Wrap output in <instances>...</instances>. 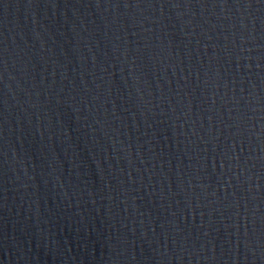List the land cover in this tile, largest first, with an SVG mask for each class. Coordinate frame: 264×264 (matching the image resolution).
<instances>
[{
    "label": "water",
    "instance_id": "1",
    "mask_svg": "<svg viewBox=\"0 0 264 264\" xmlns=\"http://www.w3.org/2000/svg\"><path fill=\"white\" fill-rule=\"evenodd\" d=\"M0 264H264V0H0Z\"/></svg>",
    "mask_w": 264,
    "mask_h": 264
}]
</instances>
